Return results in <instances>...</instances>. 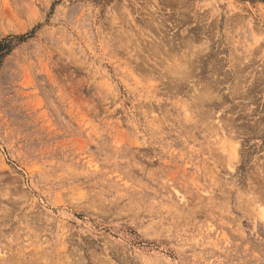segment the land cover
<instances>
[{"label": "rangeland", "instance_id": "obj_1", "mask_svg": "<svg viewBox=\"0 0 264 264\" xmlns=\"http://www.w3.org/2000/svg\"><path fill=\"white\" fill-rule=\"evenodd\" d=\"M3 39L0 264H264V0H0Z\"/></svg>", "mask_w": 264, "mask_h": 264}, {"label": "bare ground", "instance_id": "obj_2", "mask_svg": "<svg viewBox=\"0 0 264 264\" xmlns=\"http://www.w3.org/2000/svg\"><path fill=\"white\" fill-rule=\"evenodd\" d=\"M188 55V54H187ZM193 56V55H192ZM187 59L186 60H189V58L188 57H186ZM192 59V58H191ZM176 60H177V58H176ZM178 61V60H177ZM180 61V60H179ZM168 65H169V63H168ZM168 65H167V67H168ZM166 67V69H167V74H169L170 76H175V77H183L185 74H186V70H187V66H186V61H184L183 60V62L182 61H180L179 63H175V62H172V63H170V65H169V67L167 68ZM182 79V78H181ZM207 86H209V85H207ZM194 88V87H193ZM203 88V87H202ZM206 88V87H205ZM196 89V88H195ZM208 89H210V87L208 88ZM208 89H206V90H208ZM197 90V89H196ZM204 90V89H203ZM206 90L205 91H202V89L201 90H199V91H202V93H199V97H197L198 98V100L199 99H201V100H199V102H201L202 100H205V99H207V93H205L206 92ZM211 90V89H210ZM209 91V90H208ZM197 92V91H196ZM235 92V91H234ZM212 93H213V91H212ZM194 94V93H193ZM208 94H211L210 93V91H209V93ZM212 95V94H211ZM216 95V94H215ZM208 96H210V95H208ZM196 97V96H195ZM209 98V97H208ZM212 98V97H211ZM196 99V98H195ZM234 144V143H233ZM222 146V145H221ZM235 146V145H234ZM232 146L233 148H231L232 149V152H231V154H230V156L232 157V159H233V157L235 156V154H237V147L235 146ZM229 148H230V146H229ZM229 153V152H228ZM225 154V153H224ZM179 193V192H178Z\"/></svg>", "mask_w": 264, "mask_h": 264}, {"label": "trees", "instance_id": "obj_3", "mask_svg": "<svg viewBox=\"0 0 264 264\" xmlns=\"http://www.w3.org/2000/svg\"><path fill=\"white\" fill-rule=\"evenodd\" d=\"M10 50H11L10 41H8V39H3L0 42V65L3 58L9 53Z\"/></svg>", "mask_w": 264, "mask_h": 264}]
</instances>
